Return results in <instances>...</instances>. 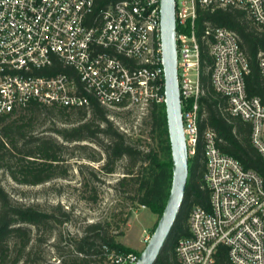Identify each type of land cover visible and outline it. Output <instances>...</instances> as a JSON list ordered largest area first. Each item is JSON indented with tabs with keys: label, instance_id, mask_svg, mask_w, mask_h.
Listing matches in <instances>:
<instances>
[{
	"label": "built area",
	"instance_id": "obj_1",
	"mask_svg": "<svg viewBox=\"0 0 264 264\" xmlns=\"http://www.w3.org/2000/svg\"><path fill=\"white\" fill-rule=\"evenodd\" d=\"M227 7L247 11L264 27V0H176L178 80L192 155L202 95L199 11ZM206 35L213 86L228 99L229 112L252 125L253 144L264 158V103L247 93L250 65L237 35L222 27ZM260 68L264 78L263 56ZM91 100L110 110L147 112L165 103L161 0H0V115L17 117L34 104L88 108ZM204 149L211 207L192 210L191 236L180 241L179 260L215 264L224 244L234 264H264V180L223 154L212 131ZM106 252L108 264L139 258Z\"/></svg>",
	"mask_w": 264,
	"mask_h": 264
},
{
	"label": "trees",
	"instance_id": "obj_2",
	"mask_svg": "<svg viewBox=\"0 0 264 264\" xmlns=\"http://www.w3.org/2000/svg\"><path fill=\"white\" fill-rule=\"evenodd\" d=\"M217 27L229 29L237 35L250 65V73L246 76L247 93L250 97H260L264 103V78L260 68L261 56L264 57V27L259 26L243 9H201L197 20L202 88L197 122L199 141L194 154H190L189 179L179 216L155 264H182L177 247L181 240L191 236L189 219L192 210L202 207L210 211L211 192L206 181L207 159L204 149L208 131L216 135L218 148L223 154L234 157L245 170L257 173L264 180V158L253 144L252 125L233 116L229 112L228 99L213 86L214 60L209 50L212 38L206 35V31ZM111 111L96 100H91L88 108L34 104L19 117L0 115V169L25 186L67 179L70 166L63 156L65 143L89 142L99 150L92 149L93 153L85 158L91 162H102L99 172L91 169L95 181L99 180V173H116L118 165L126 161L124 176L117 182L116 189L127 195L132 204L162 215L173 178L165 103L152 104L148 109L146 124L154 141L150 148L140 146L139 140H134L116 127L110 119ZM43 113L64 119L62 122L67 126H56L52 130L63 142L58 137L36 133V123ZM79 147L84 151L89 149L85 145ZM83 168L90 169L81 166V173ZM85 187L91 188V196L86 201L98 202L96 187L89 183ZM72 215L61 205L42 210L15 203L0 184V264L48 263L38 248L49 242L59 227L71 222ZM127 221L128 218L123 219L124 224ZM111 228L110 222L100 220L86 224L78 236L62 229L52 246L59 256V264H108L106 249L109 252L135 253L140 256L141 252L119 241L125 236L123 230L114 232ZM215 264H234L228 246L220 244L217 247Z\"/></svg>",
	"mask_w": 264,
	"mask_h": 264
},
{
	"label": "rangeland",
	"instance_id": "obj_3",
	"mask_svg": "<svg viewBox=\"0 0 264 264\" xmlns=\"http://www.w3.org/2000/svg\"><path fill=\"white\" fill-rule=\"evenodd\" d=\"M147 115V110L140 108L112 110L110 119L122 132L134 140H139L140 146L150 148L149 146L154 145V141L150 137V129L146 124ZM62 120H64L62 117L43 113L36 123V133L57 138L58 136L52 130L67 126ZM58 139L63 142L60 137ZM83 145L88 146L89 149L82 150L79 146ZM65 146L63 156L70 166V176L67 179H56L39 186H25L15 182L6 171L0 169V184L15 203L42 210H50L52 207L61 205L73 214L72 221L65 227H59L49 242L40 245L39 252H42V256L48 260V263L59 264L57 251L52 247L59 232L65 229L70 234L78 236L82 234L86 224L100 220L110 222L111 230L114 232L123 230L125 236L119 238V241H123L130 247L139 248L142 252L147 245L146 238L155 230L161 215L132 204L127 199V195L116 189L117 182L124 176L126 161L118 165L116 173L112 175L99 173V180L95 181L91 175V169L99 172L102 162H91L85 157L93 153L92 149L99 150V148L89 142L65 143ZM81 166H88L90 169L83 168L81 173ZM87 183L96 187L98 202L86 201V198L91 196V188L85 187ZM125 218H128L126 224L123 223Z\"/></svg>",
	"mask_w": 264,
	"mask_h": 264
},
{
	"label": "water",
	"instance_id": "obj_4",
	"mask_svg": "<svg viewBox=\"0 0 264 264\" xmlns=\"http://www.w3.org/2000/svg\"><path fill=\"white\" fill-rule=\"evenodd\" d=\"M161 27L165 69V106L171 143L173 178L165 209L136 264H155L158 260L179 216L190 172V151L184 133L178 80L176 0H161Z\"/></svg>",
	"mask_w": 264,
	"mask_h": 264
},
{
	"label": "crops",
	"instance_id": "obj_5",
	"mask_svg": "<svg viewBox=\"0 0 264 264\" xmlns=\"http://www.w3.org/2000/svg\"><path fill=\"white\" fill-rule=\"evenodd\" d=\"M121 243H123L125 246H127V247H129V248H131V249H133V250H136V251L141 252V250H140L139 248L130 247L129 245H127V244L124 243L123 241H121Z\"/></svg>",
	"mask_w": 264,
	"mask_h": 264
}]
</instances>
